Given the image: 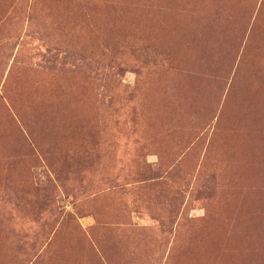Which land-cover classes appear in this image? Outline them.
Instances as JSON below:
<instances>
[{"label": "rangeland", "instance_id": "374dc122", "mask_svg": "<svg viewBox=\"0 0 264 264\" xmlns=\"http://www.w3.org/2000/svg\"><path fill=\"white\" fill-rule=\"evenodd\" d=\"M0 264H264V0H0Z\"/></svg>", "mask_w": 264, "mask_h": 264}]
</instances>
